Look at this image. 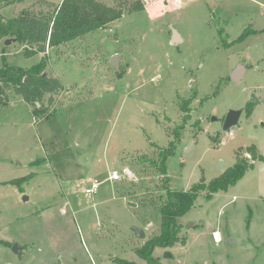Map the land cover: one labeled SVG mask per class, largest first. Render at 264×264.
<instances>
[{
	"label": "rangeland",
	"instance_id": "1",
	"mask_svg": "<svg viewBox=\"0 0 264 264\" xmlns=\"http://www.w3.org/2000/svg\"><path fill=\"white\" fill-rule=\"evenodd\" d=\"M141 1L142 11L125 10L44 52L45 75L63 85L44 96L48 115L36 117L32 104L7 90L0 106V264H147L136 250L160 232L166 178L177 191L205 188L177 218L186 243L157 246L154 257L162 264H264V159L252 156L264 155V0ZM60 2L22 0L0 13L48 14ZM4 41L0 67L39 62L40 53L26 55L18 41ZM238 64L246 72L234 82ZM239 108L237 123L224 130L227 112ZM171 139L176 149L161 174L152 161ZM240 158L252 167L207 198L210 182ZM113 169L118 180L109 178ZM15 178L26 179L11 184ZM91 179L99 189L88 197Z\"/></svg>",
	"mask_w": 264,
	"mask_h": 264
},
{
	"label": "trees",
	"instance_id": "2",
	"mask_svg": "<svg viewBox=\"0 0 264 264\" xmlns=\"http://www.w3.org/2000/svg\"><path fill=\"white\" fill-rule=\"evenodd\" d=\"M22 0H0V7L7 6ZM116 5H109L101 0H61L48 14L40 13L32 8L22 9L15 16L4 19L0 13V38H14L16 41L27 47L25 54L30 52L40 53L39 62L29 68L4 63L0 67V106L8 102L7 90L11 89L22 96L28 103L34 106L32 113L36 117L48 115V108L42 104L46 94L59 92L63 85L56 76L43 75L49 57L44 52L49 48L65 46L69 41L86 34V32L104 28L109 23L121 18L125 10L142 11L144 3L141 0H117ZM248 31L242 32L238 40H243ZM237 40V41H238ZM217 92V91H216ZM51 99V95H50ZM189 99L183 100L185 105ZM253 102L246 104V112L250 113L254 108ZM177 135V134H176ZM177 137V136H176ZM175 140H169L167 146L161 148L158 158L153 160L154 166L159 168L161 174L167 172L166 162L170 155L174 153ZM254 159L263 160L264 155L259 154ZM243 158L234 163V166L225 171L221 177L213 179L207 186V198L213 193L225 191L230 186L235 185L244 175L246 170L251 168ZM26 178H15L11 184L20 183ZM165 179L163 189L165 191L163 202L158 208L160 214V232L149 237L144 245L136 250L139 258L145 260L147 264H162L157 257L152 255L155 247H167L176 243L184 245L185 238L180 236L182 230L181 223L177 218L184 215L194 205V200L199 192L205 188L204 184H196L189 190L177 191L167 184ZM169 251L165 256L169 255ZM120 264H137L133 261L116 259Z\"/></svg>",
	"mask_w": 264,
	"mask_h": 264
},
{
	"label": "water",
	"instance_id": "3",
	"mask_svg": "<svg viewBox=\"0 0 264 264\" xmlns=\"http://www.w3.org/2000/svg\"><path fill=\"white\" fill-rule=\"evenodd\" d=\"M180 40V36L179 34L176 33L175 30H173V37H172V43H177ZM12 41H16V39L14 38H5L4 43L5 44H10ZM111 64L113 65V67L115 68L116 71H119V57L116 54H113L111 60H110ZM245 66L242 64H238V66L233 70L232 74H231V79L234 82H238L239 80H241V78L244 76L246 70H245ZM43 75H45V73H43ZM242 112V109H230L227 114L225 115V118L223 120V124L222 127L224 130H228L231 128V126L235 125L238 121V118L240 116ZM132 205V206H136V204L132 201H128L127 205ZM132 230L134 231V233L140 237V238H144L145 233H144V229L137 226V225H133L132 226ZM12 249L14 250V252H19L20 250V246L16 244H12Z\"/></svg>",
	"mask_w": 264,
	"mask_h": 264
},
{
	"label": "built area",
	"instance_id": "4",
	"mask_svg": "<svg viewBox=\"0 0 264 264\" xmlns=\"http://www.w3.org/2000/svg\"><path fill=\"white\" fill-rule=\"evenodd\" d=\"M109 178L112 180H118L120 178L119 171L117 169H113L109 175ZM98 186H99V182L96 179H91L88 186H86V188L84 189L85 195L90 197L91 195L96 194L99 189ZM212 236L215 241L217 242L221 241L220 235L218 236L216 232H213Z\"/></svg>",
	"mask_w": 264,
	"mask_h": 264
},
{
	"label": "bare ground",
	"instance_id": "5",
	"mask_svg": "<svg viewBox=\"0 0 264 264\" xmlns=\"http://www.w3.org/2000/svg\"><path fill=\"white\" fill-rule=\"evenodd\" d=\"M216 233L218 234V232L216 231ZM218 236H219V234H218Z\"/></svg>",
	"mask_w": 264,
	"mask_h": 264
},
{
	"label": "crops",
	"instance_id": "6",
	"mask_svg": "<svg viewBox=\"0 0 264 264\" xmlns=\"http://www.w3.org/2000/svg\"><path fill=\"white\" fill-rule=\"evenodd\" d=\"M213 232H214V231H213ZM213 232H212V233H213ZM218 234H219V233H218ZM219 235H220V234H219Z\"/></svg>",
	"mask_w": 264,
	"mask_h": 264
}]
</instances>
